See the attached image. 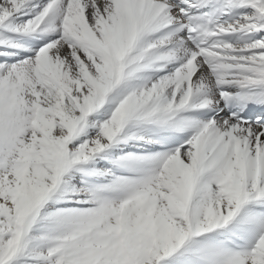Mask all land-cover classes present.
Returning a JSON list of instances; mask_svg holds the SVG:
<instances>
[{"label": "snow or ice", "instance_id": "6c2138e0", "mask_svg": "<svg viewBox=\"0 0 264 264\" xmlns=\"http://www.w3.org/2000/svg\"><path fill=\"white\" fill-rule=\"evenodd\" d=\"M0 264H264V0H0Z\"/></svg>", "mask_w": 264, "mask_h": 264}]
</instances>
